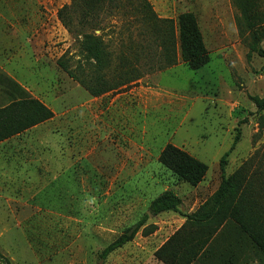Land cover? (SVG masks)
Segmentation results:
<instances>
[{
	"label": "rangeland",
	"instance_id": "374dc122",
	"mask_svg": "<svg viewBox=\"0 0 264 264\" xmlns=\"http://www.w3.org/2000/svg\"><path fill=\"white\" fill-rule=\"evenodd\" d=\"M148 1L162 19L195 17L208 63L191 71L179 61L93 97L57 65L63 57L78 79L97 75L57 19L71 0H0V8L12 6L14 20L18 10L28 20L29 56L15 59L10 73L53 114L0 143V254L9 264H164L157 252L182 216L218 189L220 159L236 136L225 176L242 171V183L264 206V109L253 101L264 98V72L252 50H264V23L254 45L234 0ZM253 5L264 19V0ZM103 27L95 35L116 54L125 38L121 24L107 19ZM8 103L0 90V108ZM168 144L207 166L197 187L159 165ZM167 191L181 207L153 217L150 203ZM149 214L131 241L99 259Z\"/></svg>",
	"mask_w": 264,
	"mask_h": 264
},
{
	"label": "trees",
	"instance_id": "16d2710c",
	"mask_svg": "<svg viewBox=\"0 0 264 264\" xmlns=\"http://www.w3.org/2000/svg\"><path fill=\"white\" fill-rule=\"evenodd\" d=\"M234 1L254 45L258 44L256 28L264 19L254 13V0ZM57 19L79 40L81 54L97 75L88 77L87 81L78 79L63 57L57 65L93 97L116 90L146 74L169 69L179 61L191 71L208 63V52L195 17L183 13L175 20L162 19L148 0H71L70 6H63L57 12ZM107 19H117L125 35L124 40H119L116 54L103 41L102 35H95L96 31L103 30ZM133 31L136 38H133ZM252 50L263 60L264 72V50L255 47ZM0 90L9 99V103L0 108V143L53 117L50 109L4 74H0ZM253 101L260 111L264 109V98H253ZM237 141L236 136L229 152L220 159L218 189L194 212L182 216L185 221L181 228L157 252V259L164 264H219L215 263L219 260L214 256L215 249L225 253L233 248L250 249L264 257V206L256 201L251 186L242 183V171L225 176L227 157ZM157 162L191 187L202 183L208 171L204 163L170 144L161 151ZM181 204L175 194L167 191L150 203L149 212L153 217L177 213ZM148 218L147 215L125 230L101 251L99 259L105 261L131 241ZM0 264H9L1 254Z\"/></svg>",
	"mask_w": 264,
	"mask_h": 264
},
{
	"label": "crops",
	"instance_id": "0c3cea01",
	"mask_svg": "<svg viewBox=\"0 0 264 264\" xmlns=\"http://www.w3.org/2000/svg\"><path fill=\"white\" fill-rule=\"evenodd\" d=\"M17 17H20V19L14 20L12 6L0 8V73L24 88L22 82L10 73L12 72L15 59L23 57L27 59L30 49L28 20L23 21L22 10H18ZM4 96L6 97V95ZM181 220V225H183L185 219ZM213 253L215 257H219V260H215V263L217 261L219 264H264V257L259 253L252 252L250 249L237 250V248H233L230 253L215 249ZM158 264L161 263L158 262Z\"/></svg>",
	"mask_w": 264,
	"mask_h": 264
},
{
	"label": "water",
	"instance_id": "95a60500",
	"mask_svg": "<svg viewBox=\"0 0 264 264\" xmlns=\"http://www.w3.org/2000/svg\"><path fill=\"white\" fill-rule=\"evenodd\" d=\"M148 216L150 217V214Z\"/></svg>",
	"mask_w": 264,
	"mask_h": 264
}]
</instances>
